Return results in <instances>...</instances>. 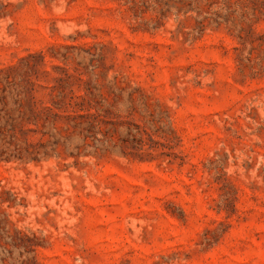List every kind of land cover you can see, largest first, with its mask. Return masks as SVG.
<instances>
[{"label":"rangeland","instance_id":"obj_1","mask_svg":"<svg viewBox=\"0 0 264 264\" xmlns=\"http://www.w3.org/2000/svg\"><path fill=\"white\" fill-rule=\"evenodd\" d=\"M0 264H264V0H0Z\"/></svg>","mask_w":264,"mask_h":264}]
</instances>
